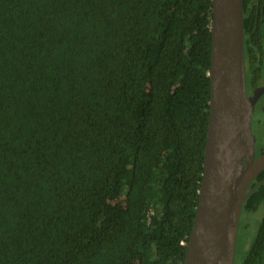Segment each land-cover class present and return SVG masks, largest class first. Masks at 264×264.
<instances>
[{
    "label": "trees",
    "instance_id": "16d2710c",
    "mask_svg": "<svg viewBox=\"0 0 264 264\" xmlns=\"http://www.w3.org/2000/svg\"><path fill=\"white\" fill-rule=\"evenodd\" d=\"M242 6L258 79L264 0ZM211 7L0 0V264H182L203 172ZM261 204L242 264L264 262V183L242 211Z\"/></svg>",
    "mask_w": 264,
    "mask_h": 264
},
{
    "label": "water",
    "instance_id": "95a60500",
    "mask_svg": "<svg viewBox=\"0 0 264 264\" xmlns=\"http://www.w3.org/2000/svg\"><path fill=\"white\" fill-rule=\"evenodd\" d=\"M210 100L203 172L182 264H234L245 199L264 178L251 121L264 86L247 95L242 0H211ZM253 183V184H252Z\"/></svg>",
    "mask_w": 264,
    "mask_h": 264
},
{
    "label": "rangeland",
    "instance_id": "374dc122",
    "mask_svg": "<svg viewBox=\"0 0 264 264\" xmlns=\"http://www.w3.org/2000/svg\"><path fill=\"white\" fill-rule=\"evenodd\" d=\"M262 99H263L262 102H264V96ZM257 109L258 106L256 108V111ZM257 117L260 118V122L257 123L256 121H254L253 124L254 132L258 136L264 135V110L262 111L259 110L257 112ZM261 206L262 204L260 205V209L258 211L241 212L240 224L238 227V236H237L234 264L243 263L246 254L248 253L250 247L253 244V241L257 235L259 221L262 217ZM262 264H264V262Z\"/></svg>",
    "mask_w": 264,
    "mask_h": 264
},
{
    "label": "flooded vegetation",
    "instance_id": "af4514ba",
    "mask_svg": "<svg viewBox=\"0 0 264 264\" xmlns=\"http://www.w3.org/2000/svg\"><path fill=\"white\" fill-rule=\"evenodd\" d=\"M262 71H264V68H263ZM245 72H246V90H247V95L250 97V96L253 95L255 89H257L258 87L264 86V79H263L264 78V73L260 74L258 76V79H251L250 75L246 71V63H245ZM263 96H264V93L256 100V102L254 104L253 114H252V121H251L252 133H253V135L255 137V158L258 157L260 154H262L264 152V151L263 152L260 151L261 150V146H259L260 144L264 145V135L258 136L254 132V129H253L254 121H256L257 123L260 122V118L257 117V112L259 110H261V111L264 110V102H262ZM257 106H258V109L256 111ZM255 180L253 181V183L256 182ZM261 208H262V206H261ZM259 209H260V206L254 211H258ZM241 212H242V210H241ZM240 217H241V214H240ZM262 217H263V214H262ZM262 217H261V219H262ZM239 224H240V220H239ZM259 225H260V221H259ZM259 225H258V229H259ZM257 232H258V230H257ZM237 236H238V234H237ZM235 251H236V249H235Z\"/></svg>",
    "mask_w": 264,
    "mask_h": 264
}]
</instances>
